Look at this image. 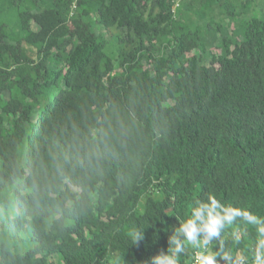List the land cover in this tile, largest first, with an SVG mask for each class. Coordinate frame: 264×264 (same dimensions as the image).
<instances>
[{
  "label": "trees",
  "instance_id": "16d2710c",
  "mask_svg": "<svg viewBox=\"0 0 264 264\" xmlns=\"http://www.w3.org/2000/svg\"><path fill=\"white\" fill-rule=\"evenodd\" d=\"M176 1L0 0V264H151L210 195L218 263L264 257V12L205 63L238 0Z\"/></svg>",
  "mask_w": 264,
  "mask_h": 264
},
{
  "label": "clouds",
  "instance_id": "9594fccd",
  "mask_svg": "<svg viewBox=\"0 0 264 264\" xmlns=\"http://www.w3.org/2000/svg\"><path fill=\"white\" fill-rule=\"evenodd\" d=\"M208 200V204L197 201L198 207L192 209L194 218L187 219L186 222L182 223L181 227L176 230V234L169 239L171 246L169 252L167 254L161 252L153 257L151 264H178V257L185 250V242L197 248L191 255L190 264L193 261L194 253L202 251V248L205 250H203V254L200 256L201 264H219L217 255L209 251L210 244L214 239L220 237L225 224H231L236 216L241 215V213L238 210H229L221 205L214 196L210 195ZM181 236L183 239L179 238ZM143 239L144 235L142 231H133L132 241L134 243H138ZM222 259L225 261L220 264H237L240 261L248 264L243 257L229 261L231 259L230 256L225 255ZM257 264H264V257L257 256Z\"/></svg>",
  "mask_w": 264,
  "mask_h": 264
},
{
  "label": "rangeland",
  "instance_id": "374dc122",
  "mask_svg": "<svg viewBox=\"0 0 264 264\" xmlns=\"http://www.w3.org/2000/svg\"><path fill=\"white\" fill-rule=\"evenodd\" d=\"M238 3L239 6L234 7L232 14H227L225 10L214 7L207 9V14L202 8L193 9L191 12L194 26L200 28L198 48L193 53H201L204 62H207L211 52L221 51V48L224 47L225 37L232 42L241 40L245 26L250 19L262 18L264 0H238ZM107 38L109 40L108 49L113 52L117 48V43L111 35ZM171 102L172 99H169L167 104ZM29 244V239L24 240L19 247H15L13 250L23 252L29 247Z\"/></svg>",
  "mask_w": 264,
  "mask_h": 264
},
{
  "label": "built area",
  "instance_id": "2783aa9c",
  "mask_svg": "<svg viewBox=\"0 0 264 264\" xmlns=\"http://www.w3.org/2000/svg\"><path fill=\"white\" fill-rule=\"evenodd\" d=\"M178 3H179V1L177 0V1L175 2V4L173 5V8H172L173 13L175 12V9L177 8ZM203 250H205V249L202 248V251H196V252L194 253V258H193V261H192L191 264H201L200 256H201V254H203ZM237 264H244V262H243V261H240V262H238Z\"/></svg>",
  "mask_w": 264,
  "mask_h": 264
}]
</instances>
